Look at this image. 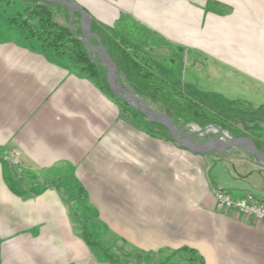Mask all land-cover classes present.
Wrapping results in <instances>:
<instances>
[{
  "label": "crops",
  "instance_id": "1",
  "mask_svg": "<svg viewBox=\"0 0 264 264\" xmlns=\"http://www.w3.org/2000/svg\"><path fill=\"white\" fill-rule=\"evenodd\" d=\"M72 1L157 68L172 41L192 63L203 54L225 66L232 89L264 95V0ZM19 39L30 38L0 44V143L14 145L0 159V264H127L123 247L146 264H182L185 247L198 264H264V223L217 210L215 190L226 188L209 180L207 152L124 123L92 78ZM11 150L34 178L15 175Z\"/></svg>",
  "mask_w": 264,
  "mask_h": 264
},
{
  "label": "trees",
  "instance_id": "2",
  "mask_svg": "<svg viewBox=\"0 0 264 264\" xmlns=\"http://www.w3.org/2000/svg\"><path fill=\"white\" fill-rule=\"evenodd\" d=\"M13 3V0H7ZM22 10H15L8 16L10 25L23 30L29 37L40 42L43 50L68 60L73 68L92 78L94 82L111 95L117 108V117L129 126L138 130H151L153 135L163 134L167 139L175 141L166 128L156 122L144 120L137 110L128 106L126 101L114 94L107 82V67L92 57V52L80 39V14L73 13L70 19V10L58 3L48 0H19ZM59 18L63 19L60 21ZM91 32L100 38L102 45L115 57L118 75L126 81L138 96L159 105L169 118L180 120L184 124L194 123L202 133L206 126L214 124L234 137L247 136L264 153V139L256 140L248 133L238 129L234 123L241 119L220 113L207 101H203L197 94H192L182 83L167 80L158 71L149 51L140 46L122 41L117 33L100 26L93 19ZM96 43V39H92ZM227 192V189H222ZM264 205V196L256 197ZM84 236L90 244L97 240L87 230ZM188 251L187 260H199L193 249ZM167 264H175L167 259ZM159 264H164L159 263Z\"/></svg>",
  "mask_w": 264,
  "mask_h": 264
},
{
  "label": "rangeland",
  "instance_id": "3",
  "mask_svg": "<svg viewBox=\"0 0 264 264\" xmlns=\"http://www.w3.org/2000/svg\"><path fill=\"white\" fill-rule=\"evenodd\" d=\"M22 7L23 5L19 0H13V3H9L7 0H0V44L7 42L9 38H12L15 34L25 33L23 30L10 25L8 22V16L13 14L15 10H22ZM59 20L63 21V19L61 18H59ZM123 27H125L126 36L132 39H136L137 44L142 45L141 41L145 42L147 40L146 38H142L145 37L143 30L139 26L131 24L129 20L125 21V25H123ZM81 37L82 36H80V39ZM29 38V41H23L19 39L15 42L18 44H26L27 46H30L33 49H42L39 41L31 37ZM155 42L158 43V41ZM164 43L165 42H163V44ZM92 44L96 45L97 42L94 43L92 41ZM87 48L92 52V57L94 59L99 60L103 65H105L98 58L96 51H94L88 46ZM189 53L191 54L190 50L188 52L187 49H179L178 45L175 42H168L167 52L158 60V69H160V72L163 77H165L171 82L179 84L182 83L184 85H187L190 93L197 94L198 97L202 98L203 101H207L220 113H225V115L241 119V122L234 123V125L238 129L244 131L245 133H248L249 136L255 138L256 140L264 139V105L260 106L256 103H253L255 101H263L262 104H264V95H256V93L252 89H248L249 84L248 86L242 84L240 85V87H234L232 89L231 86H229L228 84L230 81L226 80L227 78L223 73L225 70V66L219 64V62H217L216 64H212L213 59L209 58L208 56H204L203 54L200 56V58H195V61L192 63V58L190 57L191 55ZM211 70H216L218 72L214 73ZM179 76L181 78V81L178 80L180 79ZM117 79L120 82H123L126 86H128V84L124 82L119 75L117 76ZM189 83L190 86L188 85ZM249 95L251 101L247 100V97ZM138 97L142 99L146 103V105L150 106L151 108L165 113L159 105L154 104L151 101L146 100L140 96ZM169 119L175 127L194 133V138L203 143H206V141L212 137L223 136L224 138L230 140L243 137H234L231 133L229 134L227 130H222L219 126H216L214 124H209L208 126H206L205 130L202 133H198L199 127L194 123L184 124L180 120L174 119L172 117ZM223 132H226L228 136H224ZM160 136L163 138H167L163 134V132ZM11 146L14 145L6 144L5 146H2L0 143V159L2 155L5 154L4 152H6L7 148H11ZM243 146L230 148H215L205 153L208 156L206 163L208 178L210 181L212 179L214 181L213 183L216 185H224L227 189V192L232 197H242L247 193H252L253 195H264V179H262L261 175L255 171L259 168H261V170H264V167L261 166L256 161L255 157L250 154ZM8 157L9 162L12 166V170L16 176L22 175L23 177H25L26 180H31L32 178H34L32 170L24 169L18 166V153L16 150H11ZM247 162H250L251 165L253 164V168L249 167L246 164ZM28 183L29 186H32L31 181H28ZM78 204H81V202H73L74 207L79 206ZM88 212H90V214L94 213L92 210H89ZM92 224L93 223H90L89 225L90 231L99 227V224L97 223H95L94 226H92ZM116 241L120 240L116 239ZM123 241H120V244H122ZM131 252L128 247H123L122 249H120V256L129 258L127 264L148 263L143 258V255L142 257L137 256L136 259H131L133 255V253ZM186 254V258L181 256L182 258L180 257L178 259L179 261H182V264H198L197 260H192V262L188 261V253ZM174 260L175 259H173V261ZM163 263L167 264L165 260L163 261Z\"/></svg>",
  "mask_w": 264,
  "mask_h": 264
},
{
  "label": "water",
  "instance_id": "4",
  "mask_svg": "<svg viewBox=\"0 0 264 264\" xmlns=\"http://www.w3.org/2000/svg\"><path fill=\"white\" fill-rule=\"evenodd\" d=\"M50 2L61 4L70 10V19L73 13L78 12L80 14V32L81 40L94 51H96L98 58L108 68V83L112 92L126 101L128 106L138 110L140 115L151 122L162 124L168 133L178 142L192 151L205 153L215 148H230L239 147L244 145V148L252 154L256 161L264 167V153L256 146L254 141L248 137H240L234 140L226 139L222 137H212L206 141V143L200 142L194 138V133L188 132L182 129H178L173 125L169 117L158 110L151 108L138 97L134 91L126 86L123 82L117 79V62L114 56H112L106 48L102 45L100 38L91 32V16L81 7H79L74 1L70 0H48ZM92 39H96L97 44H92ZM224 136H228L226 132H223ZM229 138V137H227Z\"/></svg>",
  "mask_w": 264,
  "mask_h": 264
},
{
  "label": "built area",
  "instance_id": "5",
  "mask_svg": "<svg viewBox=\"0 0 264 264\" xmlns=\"http://www.w3.org/2000/svg\"><path fill=\"white\" fill-rule=\"evenodd\" d=\"M216 208L221 212H236L239 216L264 223V205L252 194L243 197H232L228 192L215 190Z\"/></svg>",
  "mask_w": 264,
  "mask_h": 264
},
{
  "label": "flooded vegetation",
  "instance_id": "6",
  "mask_svg": "<svg viewBox=\"0 0 264 264\" xmlns=\"http://www.w3.org/2000/svg\"><path fill=\"white\" fill-rule=\"evenodd\" d=\"M241 146H243V145H240L239 147H241ZM244 147V146H243Z\"/></svg>",
  "mask_w": 264,
  "mask_h": 264
}]
</instances>
